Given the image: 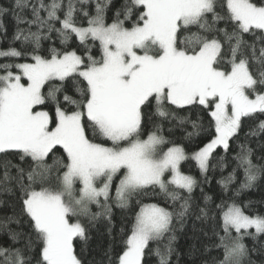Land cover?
Masks as SVG:
<instances>
[{"label": "snow or ice", "instance_id": "1", "mask_svg": "<svg viewBox=\"0 0 264 264\" xmlns=\"http://www.w3.org/2000/svg\"><path fill=\"white\" fill-rule=\"evenodd\" d=\"M113 6V0L0 6V18L14 17L12 42L21 44L0 49V58L13 61L0 63V193L20 205L5 227L28 228L8 231L12 244L0 246V264H85L77 244L101 218L111 236L114 207L131 213L130 225L121 227L118 241L112 237L119 251L110 243L106 264H144L147 251L158 264H171L175 225L194 208L222 250L217 264H255L251 253L264 256V245L250 249L244 241L264 236V215L248 214L239 198L264 165L240 144L235 167L218 181L219 203L200 185L210 183V168L225 166L216 150L228 152L244 120L264 116V2L123 0L108 22ZM53 33L62 47L44 48ZM0 35L7 38L2 19ZM173 122L191 124L186 140L201 132L210 138L189 152L164 134ZM260 133L264 120L245 135ZM188 161L202 181L182 169ZM241 170L243 180L230 191ZM197 187L203 207L193 202ZM166 236L163 247L150 248Z\"/></svg>", "mask_w": 264, "mask_h": 264}, {"label": "trees", "instance_id": "2", "mask_svg": "<svg viewBox=\"0 0 264 264\" xmlns=\"http://www.w3.org/2000/svg\"><path fill=\"white\" fill-rule=\"evenodd\" d=\"M13 0H0V6L2 7H11ZM66 2V0H65ZM257 3L264 2V0H256ZM123 3V0H113V7L108 12L109 21L111 22V17L116 8H118ZM44 15V13H42ZM62 15V13H61ZM7 31V38H4L0 35V49H7L10 44L11 46L19 49L21 44L19 41L12 42V36L14 35L16 24L14 17L11 14H8L2 18ZM86 23V21H84ZM59 23L56 24V27H59ZM23 27V25H22ZM193 31L196 29L193 28ZM246 39L250 37L246 34ZM54 44L56 47H62L60 45L59 39L56 34L53 33L51 41H43L44 48H47L49 45ZM76 46L75 37H73L70 42V47ZM13 62L10 59L0 58V63H9ZM15 62H23V60H18ZM180 116L188 115L187 111L179 112ZM203 117L204 125L207 127L208 117L204 113H200ZM197 113L195 111L191 114V119H196ZM259 120H264V116H260L257 120L245 119L243 128L239 132V139H234L230 141V149L228 152H225L222 148H218L214 153V156L218 159L219 157L225 158V166L220 168L219 166L214 169L210 168L208 172V177L210 183L201 184L200 187H203L204 192L210 196H213L216 203H219V200L216 199L218 195L221 194V185L218 183L223 177H227L228 174L232 171V168L235 167V161L233 157L240 150V144H246L247 147L253 150V162L257 164L264 165V133H260L256 136L248 135L250 129L256 127L259 123ZM171 129L169 132L168 129ZM149 130L146 128V131ZM193 129L191 124L179 125L177 122L172 124H165V135L170 139L176 140L178 143H183L186 146V149L189 152L196 150L198 147L202 146V142L206 140L207 134L201 132L199 136H193L190 140L184 139L188 132H192ZM217 159L211 161L212 164L217 163ZM16 162V161H14ZM49 162H51L49 160ZM182 169L185 172H190L198 180L202 181L204 179L201 176L198 168L195 166L194 161L185 162L182 165ZM242 170L238 172L237 180L233 185H230V191L232 188L238 186L239 182L243 180ZM200 187H197L193 193V202L194 204H199L203 207L204 201L200 191ZM17 196L19 193L16 194ZM240 202L248 204L246 211L250 215L262 214L264 215V174H261L254 186L250 189L245 190L241 193ZM0 200H4L5 204H0V246L8 247L12 244L9 236V230L20 231L23 228L24 231H28V228L23 223L17 225L16 223H7L5 227L6 217L13 215V210L15 209L16 214L20 212V205L16 200L15 196L6 193H0ZM92 211L96 212L98 209L93 206ZM129 217V219H125ZM131 213L127 210H121L119 208H113V218H112V235H109L108 224L105 218H101L99 221L95 222L94 226L89 228L88 236L89 239L87 242L79 241L77 244V252L82 251V257L85 261V264H106L104 253L108 249L109 244L113 243L112 237H116L118 241L120 238V229L122 226L127 227L130 225ZM24 220L27 218L24 217ZM87 223V221H85ZM212 226L210 222H205L196 218V210L194 208L192 214L185 219L183 225L177 223L175 225V236L176 240L174 241L173 247L175 252L171 257V264H217V262L222 259V250L214 247V244L217 243L216 237L213 235ZM254 231V230H250ZM246 245L251 249L253 246L260 248L264 245V236L259 237L258 241H253L251 238H246ZM167 243V236L159 242H153L150 244L151 249L156 247H163ZM20 247L21 245H16ZM113 248L116 251H119V248L113 243ZM251 258L255 264H261L264 261V256L259 255L258 253H251ZM144 264H158V257L154 252L147 251L145 256ZM247 264V262H245Z\"/></svg>", "mask_w": 264, "mask_h": 264}]
</instances>
